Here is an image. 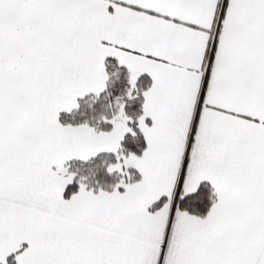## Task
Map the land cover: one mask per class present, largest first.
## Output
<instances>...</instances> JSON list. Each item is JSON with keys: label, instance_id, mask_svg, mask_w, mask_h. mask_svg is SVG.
Here are the masks:
<instances>
[{"label": "snow or ice", "instance_id": "6c2138e0", "mask_svg": "<svg viewBox=\"0 0 264 264\" xmlns=\"http://www.w3.org/2000/svg\"><path fill=\"white\" fill-rule=\"evenodd\" d=\"M142 91V154L64 124L106 88L105 58ZM116 156L111 190L65 162ZM139 173L133 181L127 169ZM127 178V179H126ZM211 187L203 214L202 182ZM264 264V0H0V264Z\"/></svg>", "mask_w": 264, "mask_h": 264}, {"label": "trees", "instance_id": "16d2710c", "mask_svg": "<svg viewBox=\"0 0 264 264\" xmlns=\"http://www.w3.org/2000/svg\"><path fill=\"white\" fill-rule=\"evenodd\" d=\"M106 72L108 80L106 81V88L97 96L93 93L80 97L77 100L78 107L72 109L70 112H60L58 118L64 124H80L87 122L90 126L98 130H110L112 125L101 117L111 118L112 114L117 111V98L125 105V112L132 117L129 126L133 128L136 135L126 133L124 138L120 141L121 149L127 155L128 152H133L137 155L142 154L145 141L142 133L136 126V117L142 112L143 95L142 91L150 85V78L147 74H141L136 81V89L131 98L127 95L129 88L128 71L125 66L118 64L115 58L106 57L105 59ZM116 156L111 152H100L87 161L70 160L65 165L69 172L76 173L73 181L66 185L64 190V197L69 198L72 193L78 191L79 185L77 183L81 177H84V182L92 189L111 190V186L117 183L120 179L118 173L107 172V166L114 163ZM128 173L131 174L132 180L139 179V173L136 169L129 167ZM127 179V178H126ZM211 195V187L208 182H202L200 203L196 205L194 211L203 214L206 212L211 201L208 197ZM8 264H15L14 254H10L7 258Z\"/></svg>", "mask_w": 264, "mask_h": 264}, {"label": "crops", "instance_id": "0c3cea01", "mask_svg": "<svg viewBox=\"0 0 264 264\" xmlns=\"http://www.w3.org/2000/svg\"><path fill=\"white\" fill-rule=\"evenodd\" d=\"M105 59H106V58H105ZM105 69H106V67H105ZM149 78H150V77H149ZM87 94H90V93H87ZM87 94H85V95H87ZM85 95H84V96H85ZM79 98H80V97H78L77 100H78ZM143 99H144V98H143ZM62 111H63V110H62ZM62 111H61V112H62ZM59 114H60V113H59ZM59 114H58V116H59ZM58 119H59V118H58ZM107 131H108V130H107ZM74 159L81 160V159H78V158H72V159H70V160H74ZM70 160H68V161H70ZM68 161H66L65 164H66ZM205 182H206V181H205ZM65 187H66V186H65ZM63 194H64V193H63ZM69 198H70V197H69ZM66 199H67V198H66Z\"/></svg>", "mask_w": 264, "mask_h": 264}]
</instances>
